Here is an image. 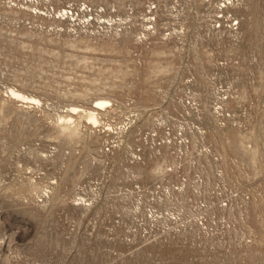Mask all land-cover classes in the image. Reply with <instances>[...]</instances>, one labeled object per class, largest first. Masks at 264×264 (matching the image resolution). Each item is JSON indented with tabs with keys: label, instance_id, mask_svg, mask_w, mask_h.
I'll use <instances>...</instances> for the list:
<instances>
[{
	"label": "rangeland",
	"instance_id": "obj_1",
	"mask_svg": "<svg viewBox=\"0 0 264 264\" xmlns=\"http://www.w3.org/2000/svg\"><path fill=\"white\" fill-rule=\"evenodd\" d=\"M0 264H264V0H0Z\"/></svg>",
	"mask_w": 264,
	"mask_h": 264
},
{
	"label": "bare ground",
	"instance_id": "obj_2",
	"mask_svg": "<svg viewBox=\"0 0 264 264\" xmlns=\"http://www.w3.org/2000/svg\"><path fill=\"white\" fill-rule=\"evenodd\" d=\"M10 94L17 98V99H20V100H23V101H29V102H37L36 99L32 98V97H28V96H25L24 94L20 93V92H17V91H14V90H11L10 91ZM109 103L108 100L106 99H100L98 101H96V106L98 107H104L106 106L107 104ZM73 111H75V109H72ZM88 119L91 121V123L95 124L97 122L95 116L92 114V113H89L88 114Z\"/></svg>",
	"mask_w": 264,
	"mask_h": 264
}]
</instances>
